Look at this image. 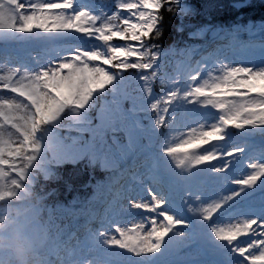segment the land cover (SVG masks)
<instances>
[{
	"label": "rangeland",
	"instance_id": "obj_1",
	"mask_svg": "<svg viewBox=\"0 0 264 264\" xmlns=\"http://www.w3.org/2000/svg\"><path fill=\"white\" fill-rule=\"evenodd\" d=\"M69 1L79 5L80 13L86 15L82 25L88 24L91 19L95 27L107 25L110 28L118 26L121 18L115 6L130 2V0ZM167 1L175 7V12L181 15L176 17L175 24L179 26L177 32L183 33L182 31L192 29L189 37L194 41L185 46L175 45L162 51L160 48L153 49V45L149 46L145 42L142 45L141 59L137 62L147 67L138 68L135 72L129 70V74L114 72L112 81H105L94 87L90 103L86 98L79 99L74 93L70 95L66 90L57 93L56 102L51 99L42 101L31 133L32 144L26 149L27 155L22 157L19 172L23 175L18 173L17 184L13 189L14 195L0 198V222L7 220L12 214H26V206L32 204L30 193L31 190H36L35 183L39 181L40 186L56 178L54 168L65 164L74 167L69 175L71 179L79 176L77 174H82V171L101 170L107 173L104 183L99 184L93 196L86 200L91 210L99 213L90 229L88 228L85 233L80 230L76 252L81 264H162L163 257L168 258L164 264H171L175 259L173 241L172 249H165L166 236L163 237L157 253L148 259L138 261L129 260L122 250L109 244L110 239L118 235L117 229L126 231L131 226H139L150 219L143 208H133L114 196L121 188L131 186L135 189L138 200L147 203L155 199L158 207L162 206L170 212H174V205L181 203L183 199L191 205L189 212L198 210L193 198L185 197V192L191 190L193 194H199L209 201L210 206H228L241 212L244 219L264 216V145L258 140L251 139L253 131L259 132L257 137L263 136L264 127L258 124L245 125L237 129L239 134L230 133L226 136L227 126L221 122L222 117L231 115L243 104L247 119H264V110L257 115L255 107L260 103V99L258 96H252L256 93H249L250 96L247 98L213 94L211 99L225 100L226 107L220 109L191 95L197 87L203 88L220 82L229 70L244 68L264 71V24H249L245 29L240 28V24H233L229 30H223L212 22L196 28L192 21L200 20L201 14L208 17L223 9H229L230 12L240 11L244 6L264 4V0H249L239 9H236L234 4L245 0H197L198 4L191 0ZM59 2L62 3L64 0L50 1ZM142 3L150 12L156 10L159 0H142ZM196 10L199 14L195 15ZM149 12L138 15L139 20H147V23L132 24L130 28L139 31L143 36L152 32L153 25L156 24L155 15L148 19ZM51 14L60 16L66 22L62 12ZM186 15L191 16L183 19L182 17ZM94 30V27L89 29ZM228 33L231 37L229 40L226 39ZM76 36L77 34L71 33V29H52L50 24L47 31L33 29L30 33L20 35L0 32V59L15 63L23 61L27 53L30 59L37 54L42 55L40 59L51 57L48 55L53 49L49 46L50 43ZM77 37L83 39L82 36ZM217 39L218 44L215 45ZM251 39L254 42L249 43ZM34 42L40 44L36 45ZM69 46L74 45L67 47ZM109 47L111 44L108 42L95 39L81 50L92 51L99 57H104L109 54ZM209 47L212 48L208 49ZM256 47L258 48L255 49ZM252 50L257 52L253 53ZM203 51L204 53H201ZM228 57L236 59L228 60ZM256 64L258 65L255 66ZM4 65L5 63L1 67ZM95 66L102 67L105 71L110 70L109 65H103L100 61H97ZM7 71V67L1 68L0 76ZM158 89L160 90L156 91ZM108 90L110 97L105 98ZM205 95L207 96L208 92ZM67 105L69 109L63 113ZM96 111L102 113L106 119L104 128L99 125L95 127L96 129L92 127ZM208 112L210 115H207ZM26 114L27 109H24L14 116L19 118ZM161 121L162 129L165 125V130L158 140L157 130L161 129L159 126ZM20 122L24 123V120ZM108 126L112 127L109 134L111 136L105 131ZM6 127L10 132L15 131L10 125ZM216 127L221 129L220 138H210L211 142L202 145L199 151L185 156L184 150L174 154L166 152V149L181 142L187 130L199 132ZM91 128L95 132L93 135ZM162 139L164 141L160 143ZM12 140L15 142V135L12 136ZM240 152L243 154L238 156L237 153ZM201 155H208L210 159L206 160L207 162H199L201 160H198V157ZM131 157L134 159L131 160ZM127 164H131L132 170L124 169L120 173L123 177L116 181V172ZM157 164L159 167L162 165L159 171ZM163 169L174 175L177 180H183L179 193L177 186L167 181ZM204 175L209 179H205ZM250 176H255L256 179L251 183H242ZM69 177H66V180ZM198 179L202 182L197 189L189 187ZM148 183L152 184L157 193L151 190ZM39 200L40 197L35 203ZM77 200L75 205L80 203L78 207L81 211H87V205ZM100 202L104 204L100 206ZM67 210L66 207H60L47 212L55 215L58 211L66 213ZM212 210L213 208L209 207L206 211L210 215ZM239 218L225 223L226 226H235L242 234ZM98 220L106 223L107 227L104 229H101L100 225L96 227ZM251 264H264V256L254 257Z\"/></svg>",
	"mask_w": 264,
	"mask_h": 264
},
{
	"label": "snow or ice",
	"instance_id": "obj_2",
	"mask_svg": "<svg viewBox=\"0 0 264 264\" xmlns=\"http://www.w3.org/2000/svg\"><path fill=\"white\" fill-rule=\"evenodd\" d=\"M66 6L67 0L40 6L34 4L33 0H0V32L27 34L33 29L47 31L50 24L52 29L74 28L76 33L88 32L85 46L95 39L111 44L109 54L104 57L81 50L82 45L76 44L67 47L62 55L56 57L40 59L33 56L29 61L9 63L8 71L0 76V97H4L0 99V198L14 195L18 173L23 175L19 172L22 157L27 155L26 149L32 144L31 133L42 101L51 99L56 102L57 93L64 90L70 95L74 93L79 99L88 100L96 85L113 80L114 72L124 74L129 70L135 72L138 68L147 67L137 61L141 59L142 45L151 38L152 33L145 37L130 28L132 24L147 23V20L138 19L139 14L149 12L142 0L116 5L115 10L121 18L118 26L111 28L107 25L95 27L91 19L88 24L82 25L80 13L65 22L60 16L49 12L50 9H63ZM154 15L158 17V11H150L148 19ZM157 24L153 25V32ZM90 27L95 30L89 31ZM97 61L109 65L110 70L95 66ZM249 93H256L252 96L260 99V103L255 105L259 115L264 110V71L244 68L229 70L220 82L197 87L191 95L222 109L226 107L225 100H213L210 98L213 94L247 98ZM24 109H27L25 116H14ZM244 109L245 105H240L231 115L222 117V124L233 125L236 129L253 124L264 127V119H247ZM7 125L15 131L10 132ZM159 126L163 127V121ZM220 134L219 127L199 132L189 129L181 142L166 149V152L174 154L184 150V156L190 155L211 142L210 138L219 139ZM13 135L16 136L15 142L12 140ZM198 159L206 161L210 157L201 155ZM255 179V176H250L242 183H251ZM114 196L133 208H143L150 217L145 223L133 225L126 231L117 229L118 235L109 241L111 246L122 250L129 260L148 259L157 253L164 236L174 243L175 259L172 264H251L254 257L264 256V216L244 219L241 212L228 206H210L209 201L199 194H193L191 190L185 192V197L191 196L198 209L191 212L188 211L191 205L186 199L174 205V212L158 207L155 199L147 203L138 200L131 186L119 189ZM209 207L213 208L210 215L206 211ZM237 217H240L242 234L235 226H226L225 223ZM245 225L249 226L245 228Z\"/></svg>",
	"mask_w": 264,
	"mask_h": 264
},
{
	"label": "trees",
	"instance_id": "obj_3",
	"mask_svg": "<svg viewBox=\"0 0 264 264\" xmlns=\"http://www.w3.org/2000/svg\"><path fill=\"white\" fill-rule=\"evenodd\" d=\"M191 1L198 4L197 0ZM170 4L171 3L167 0H159V5L156 8V11H158L159 15L158 17L155 16L154 18V21L158 24L155 31L151 32V38L146 41L147 45H153V48H160L161 51L171 46H185L186 44L193 42V40L189 38V35L193 32L192 29L182 31L183 33L177 32L179 26L177 27V24H175L176 17H180L181 15L177 14L175 12V7ZM231 12L229 9H223L215 14L209 15L208 17H205L201 14L200 20L192 22L195 23L194 26L196 28H201L202 26L212 22L224 30H229L231 27H233V24H240L239 26L244 28V26L249 24H256L261 21L264 22V4L258 3L255 6H247L240 11L232 10ZM194 14H199V11L196 10ZM190 16L191 15H186L182 18H190ZM147 36L148 35H145V37ZM88 100L90 103L92 99L89 98ZM93 120V128H95L98 123L95 121L94 115ZM227 127L231 132L237 133V129L233 125H227ZM163 129H165V125ZM253 137L254 140L256 138L261 144H264V141L262 140L264 139V135L257 137V132H255ZM71 168L73 167H69L68 165L56 167L54 168L55 173L57 174L56 178L46 181L40 186L39 184L41 183L37 181L35 183L36 190L32 191L31 195L33 203H35L36 199L39 197H45L39 202V205L43 203L44 208H46L48 205L58 206L66 205L68 202L72 203L73 196L75 195H78L76 197L91 196L93 194L95 185L104 178L101 172L96 171L92 173H84L83 175H79L76 178L71 179L69 177V175L72 173ZM160 169H162L161 166ZM163 171L166 177L170 176V174L167 173L165 169H163ZM66 177H69L68 180H66ZM206 178H208L207 175H205V179ZM172 179L175 180L177 184L180 183V181H178L176 178L172 177ZM198 181L199 180H196V183L193 182L192 184L197 186ZM35 204L37 205V203Z\"/></svg>",
	"mask_w": 264,
	"mask_h": 264
},
{
	"label": "clouds",
	"instance_id": "obj_4",
	"mask_svg": "<svg viewBox=\"0 0 264 264\" xmlns=\"http://www.w3.org/2000/svg\"><path fill=\"white\" fill-rule=\"evenodd\" d=\"M82 217L26 206L0 222V264H81L77 256Z\"/></svg>",
	"mask_w": 264,
	"mask_h": 264
},
{
	"label": "bare ground",
	"instance_id": "obj_5",
	"mask_svg": "<svg viewBox=\"0 0 264 264\" xmlns=\"http://www.w3.org/2000/svg\"><path fill=\"white\" fill-rule=\"evenodd\" d=\"M50 1L51 0H33V3L34 4H36L37 6H40V5H46V4H49L50 3ZM70 1L69 0H67V6L65 7V8H63V9H50L49 10V12L50 13H63L64 14V17H66V22L68 21V19L69 18H72V17H74L75 15H76V13H80V8H78L79 7V5H77V4H75L74 2H71V3H69ZM60 3V2H59ZM62 3H64V2H62ZM86 17V15L85 14H82V13H80V22H81V24H82V22L84 21L83 20V18H85ZM260 24H264V22L263 21H261V22H259ZM257 24V23H256ZM256 24H254V25H256ZM71 33H73V34H77V36H82L83 37V39H78V37L76 36V37H66V38H64V39H62V40H57L55 43H50L49 44V46L50 47H52L53 49L49 52V54L48 55H50L51 57H56V56H58V55H62L63 53H64V51L66 50V48H67V46L68 45H76V44H80V45H82V47H88V45H89V43L85 46L84 45V40H85V37L86 36H88V32H84V33H76V31H75V29L73 28V29H71ZM16 35H20V34H16ZM114 40H115V38H114ZM212 41V40H211ZM250 42L249 43H252V42H254V40H249ZM113 42H115V41H113ZM215 45L216 44H218V39L217 40H215ZM212 44V43H211ZM214 44V43H213ZM197 46H201V44H197ZM213 47V46H212ZM212 47H209L208 49H210V48H212ZM250 47H253V46H250ZM258 47H256L255 49H257ZM56 49V51H54ZM253 51V53H256L257 51L256 50H252ZM201 53H204V51L203 52H201ZM28 54V53H27ZM27 54H25L24 55V57H23V61H29L30 60V58H28L29 56H27ZM41 54H37L36 55V57H40L41 58ZM236 59V57H232V58H230V57H228V60H235ZM4 61H6V62H4ZM3 63H5V65L4 66H2L1 67V65L3 64ZM9 63H12L10 60H1L0 59V69L1 68H3V67H7V68H9ZM258 64H256L255 66H257ZM0 99H4V97H0ZM210 112H208L207 113V115H210L209 114ZM243 153H237V155L239 156V155H242ZM134 159V157H131V160H133ZM126 170V171H130V170H132V166H131V164H127V165H125V166H122L121 168H120V171H117L116 172V178H115V180L117 181L118 180V178L119 179H121L122 177H123V175L122 174H120L123 170ZM148 185H149V187L151 188V190L152 191H154V193H157L156 192V190H154V187L152 188V184L151 183H148ZM85 198V196H81V197H76V198H74L73 200H72V203L71 202H68L67 204H66V206H61V205H58V206H51V205H48L47 206V209L48 210H51V209H53V210H55V209H57V208H60V207H66L68 210L66 211V213H62L61 211H58L55 215H53V216H56V217H59V216H61V215H75V216H77V217H82V224H81V228H80V230L82 231V233H85L86 232V230H88V228L90 229L91 228V224H94L95 223V218H96V215H98V211H92L91 210V206H89V204H86L87 203V201L86 200H83ZM78 199V200H77ZM78 201V202H82V203H84L85 204V206H86V208H87V211H81V208H79L78 207V205H80V203L79 204H77V205H75V201ZM81 200H83V201H81ZM104 204V202H100L99 203V205L100 206H102ZM43 206V205H42ZM70 208L71 209H73V210H70ZM46 209V211H48ZM96 210H98V209H96ZM88 211H90V212H88ZM133 215H131V217H132ZM129 216H126V218H128ZM101 226V229H104V228H106L107 227V224L106 223H101V221L100 220H98L97 221V224H95V226L97 227V226ZM87 258H90L89 256H87ZM167 259L168 258H166V257H163L162 259H161V262H162V264H164L165 262H167ZM172 264V263H171Z\"/></svg>",
	"mask_w": 264,
	"mask_h": 264
},
{
	"label": "water",
	"instance_id": "obj_6",
	"mask_svg": "<svg viewBox=\"0 0 264 264\" xmlns=\"http://www.w3.org/2000/svg\"><path fill=\"white\" fill-rule=\"evenodd\" d=\"M248 1H249V0H245L244 2H238V3H235L234 6L238 9V8L242 7V6H243L245 3H247ZM99 119L102 120V115H100V114H99ZM171 242H172V241L169 240L168 237H167V239H166V248H167L168 250L172 249Z\"/></svg>",
	"mask_w": 264,
	"mask_h": 264
}]
</instances>
